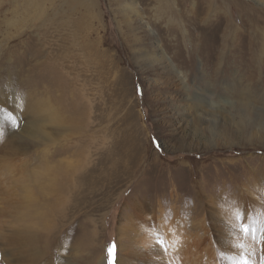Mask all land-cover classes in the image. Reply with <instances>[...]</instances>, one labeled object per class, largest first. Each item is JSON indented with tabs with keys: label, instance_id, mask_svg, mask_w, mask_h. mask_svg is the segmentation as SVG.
<instances>
[{
	"label": "rangeland",
	"instance_id": "rangeland-1",
	"mask_svg": "<svg viewBox=\"0 0 264 264\" xmlns=\"http://www.w3.org/2000/svg\"><path fill=\"white\" fill-rule=\"evenodd\" d=\"M85 1L0 0V264H261L264 0Z\"/></svg>",
	"mask_w": 264,
	"mask_h": 264
},
{
	"label": "bare ground",
	"instance_id": "bare-ground-1",
	"mask_svg": "<svg viewBox=\"0 0 264 264\" xmlns=\"http://www.w3.org/2000/svg\"><path fill=\"white\" fill-rule=\"evenodd\" d=\"M85 3H87L89 6H92V7H94V5L96 4L95 0H86ZM130 8L132 10H134V11H137L138 10V7H137V4L135 3V1L131 2ZM159 9H160V7H159ZM138 12H139V14L142 13V12L140 13L139 10H138ZM171 66H172V68L175 67L174 64H171ZM175 74H176L177 78L182 83H184L185 76L182 73V71H180V70L177 69V71L175 72ZM124 233H128V231L126 232V230H125ZM158 247L159 248L161 247L159 245V243H153V244H148V248L147 249L142 248V247H138V246L136 248H134V249H131L130 255H129V258H128V264H169V263L166 262L168 260L163 256V253L156 250V248H158ZM157 255H159L160 257H157Z\"/></svg>",
	"mask_w": 264,
	"mask_h": 264
},
{
	"label": "snow or ice",
	"instance_id": "snow-or-ice-1",
	"mask_svg": "<svg viewBox=\"0 0 264 264\" xmlns=\"http://www.w3.org/2000/svg\"><path fill=\"white\" fill-rule=\"evenodd\" d=\"M12 123L14 126H18L17 121L13 118ZM241 227L245 234L249 232V226L247 223L243 222V218L241 217ZM255 238V236H254ZM258 242L264 244V230L261 231L260 237ZM161 244H163V241H160ZM114 251H115V245H111L108 248L109 253V264H112V258L114 257ZM235 264H252V261H250L246 255L242 256L240 259H238ZM261 264H264V257L261 258Z\"/></svg>",
	"mask_w": 264,
	"mask_h": 264
}]
</instances>
